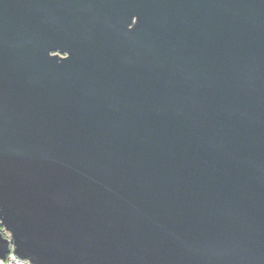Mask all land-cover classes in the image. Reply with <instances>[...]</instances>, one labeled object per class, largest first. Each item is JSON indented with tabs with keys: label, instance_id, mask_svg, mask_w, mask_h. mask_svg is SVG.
Wrapping results in <instances>:
<instances>
[{
	"label": "water",
	"instance_id": "95a60500",
	"mask_svg": "<svg viewBox=\"0 0 264 264\" xmlns=\"http://www.w3.org/2000/svg\"><path fill=\"white\" fill-rule=\"evenodd\" d=\"M0 257L264 264V0H0Z\"/></svg>",
	"mask_w": 264,
	"mask_h": 264
},
{
	"label": "built area",
	"instance_id": "2783aa9c",
	"mask_svg": "<svg viewBox=\"0 0 264 264\" xmlns=\"http://www.w3.org/2000/svg\"><path fill=\"white\" fill-rule=\"evenodd\" d=\"M0 232L10 239L9 233H7L3 226L0 224ZM0 264H34L28 259L20 257L11 248L10 251L5 255V258L0 257Z\"/></svg>",
	"mask_w": 264,
	"mask_h": 264
}]
</instances>
